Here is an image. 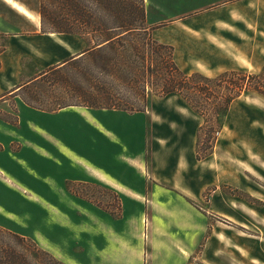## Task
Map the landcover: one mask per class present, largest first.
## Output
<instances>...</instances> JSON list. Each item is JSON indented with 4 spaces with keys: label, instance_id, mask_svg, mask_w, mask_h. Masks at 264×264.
<instances>
[{
    "label": "rangeland",
    "instance_id": "1",
    "mask_svg": "<svg viewBox=\"0 0 264 264\" xmlns=\"http://www.w3.org/2000/svg\"><path fill=\"white\" fill-rule=\"evenodd\" d=\"M175 1L185 7L153 8L157 15L153 23L145 17V26L151 39L172 46L171 57L183 72L261 75L264 0H231L207 9L200 7L215 0ZM14 3L26 8L30 18H40V0H0V15H24ZM53 8L60 11L58 5ZM180 10L176 17L173 13ZM152 54L162 60L165 55ZM72 74L58 76L63 79L59 85L69 87ZM249 83L260 84L261 91L249 86L234 98L214 133L206 124L202 137L208 142L199 154L212 143L200 159L196 143L204 119L178 94L159 96L147 89L146 107L134 117H102L114 134L102 137L101 156L89 152L91 146L99 147L95 137L100 135L75 112L32 113L28 121L43 133L29 129L28 121L18 130L22 140L38 149L17 151L14 144L0 151V228L32 239L68 264H264V75L249 78ZM29 87L34 104L43 106L66 91L53 87L50 95L49 82ZM66 95L70 102L83 99ZM5 107L8 113L2 117L16 123L15 100ZM97 109L77 107L76 112L87 118ZM54 141L72 152L73 160ZM138 148L144 170L136 188L150 199H123L120 191L92 177L99 173L90 164L110 176L127 177L118 155ZM153 157L155 166L171 168L166 175L174 185L186 179L193 189L190 199L180 189L159 190L147 180ZM153 190L166 195L152 198Z\"/></svg>",
    "mask_w": 264,
    "mask_h": 264
},
{
    "label": "trees",
    "instance_id": "2",
    "mask_svg": "<svg viewBox=\"0 0 264 264\" xmlns=\"http://www.w3.org/2000/svg\"><path fill=\"white\" fill-rule=\"evenodd\" d=\"M54 5H58L60 11L55 10ZM145 14L143 0H40L39 16L43 32L76 34L84 37L89 45L79 56L59 67H51L31 83L49 82L50 95L54 87L60 91L66 89L63 96L54 97L50 105H36L28 85L25 87V101L44 110L81 105L141 112L148 101L147 89L159 96L178 94L204 119L198 128L196 143L197 158H203L209 154L206 152L212 143L205 144V154H199L201 145L208 142L202 137L205 136L206 124L210 123L208 126L214 133L221 127L228 105L234 98L245 89L261 91L260 84L251 85L249 78L261 77L264 68L261 75L243 73L238 76L235 70L224 71L215 77L199 72L185 73L171 57L172 46L150 38ZM142 35L144 41H136ZM164 50L166 53L162 54ZM154 52L165 54L163 60L154 59ZM65 73H74L69 87L65 83L59 85L63 79L58 76ZM67 93L83 99L79 102L67 101ZM0 264L67 263L32 239L0 228Z\"/></svg>",
    "mask_w": 264,
    "mask_h": 264
},
{
    "label": "crops",
    "instance_id": "3",
    "mask_svg": "<svg viewBox=\"0 0 264 264\" xmlns=\"http://www.w3.org/2000/svg\"><path fill=\"white\" fill-rule=\"evenodd\" d=\"M228 2L230 4L232 3L231 0H215L202 5L200 8L207 9L216 4L226 6ZM166 7L180 9L185 7V5L179 1L177 4L175 0H146V21L148 23H153L154 17L157 15L153 12V8H158L159 11L162 12V9H166ZM182 12L183 10H180L178 14H173H175L176 17H180ZM86 48L87 46L85 45L84 39L76 34L43 32L41 30L39 17L32 19L26 15H19L15 19H12V17L0 15V151H5V149L9 150L14 144H16L15 149H18L17 151H21V148L25 146L33 147L35 150L38 149V147L32 142L21 139L18 129L24 121H28L32 113L50 115L48 113H62L63 111L71 110L83 118V121L89 124V127L94 129V131L100 135L98 138L95 137V139L99 141L95 144L99 146L98 148L100 149H93L91 146L89 152L95 156L103 155L102 147L104 144L102 137L105 136L111 138L114 133L109 126L105 125L110 122L102 119V117H106L107 113L125 114L126 116L134 117V112L100 108L92 110L93 114L92 112H89V116L86 118L83 113L76 112L77 107L88 108L86 106L70 105L56 110H44L29 105L25 101L26 86L30 85L43 72L49 70L51 67H59L65 64L67 60L79 56ZM12 99L15 100L16 123L7 121V118L4 119L2 117V114L8 113V111H6L5 103ZM3 126L10 127L12 130L4 129ZM27 126L33 131L43 133L35 122L28 121ZM117 139L119 140V142H117L120 143L119 137H117ZM133 142V139H129V144ZM53 143L55 145L54 147H58L64 155H68V158L73 160L70 156L72 152L55 141ZM121 145H123V143ZM99 150L101 155H99ZM155 152L156 151L153 150L154 155ZM140 155V148H138L137 151L130 153L126 152V154L120 153L118 155L121 163L125 165L124 170L127 177L123 175H118L119 177L110 176L109 173L102 168L90 164V167L99 173V175L92 177L100 180L104 184L111 185L112 188L120 191L121 194H123V199H150L148 195L142 193L136 188L139 187L142 180L141 170H144V165L142 166L140 162ZM154 159L155 157H153L152 165L148 170L149 177L147 180L151 184L153 183L155 187H159V190H170L171 188L180 189V192L184 194L185 198L190 199L193 189L187 185L186 179L182 181V184L179 186L174 185L172 183L173 181L170 180L172 177L170 178V176L167 177L166 175L171 168L166 165L155 166ZM135 160L138 165H134ZM130 171H132L134 175H132ZM228 171V173L231 174L230 167H228ZM160 195L166 194L158 190H153L151 192L152 198L160 197ZM60 258L62 259V257Z\"/></svg>",
    "mask_w": 264,
    "mask_h": 264
},
{
    "label": "bare ground",
    "instance_id": "4",
    "mask_svg": "<svg viewBox=\"0 0 264 264\" xmlns=\"http://www.w3.org/2000/svg\"><path fill=\"white\" fill-rule=\"evenodd\" d=\"M9 1V0H8ZM12 1V0H11ZM15 2V1H13ZM14 6L16 7L17 10H19L21 13H23L24 15L28 16V17H32L31 13L26 9L24 8L23 6L21 5H17L14 3ZM33 18V17H32Z\"/></svg>",
    "mask_w": 264,
    "mask_h": 264
}]
</instances>
